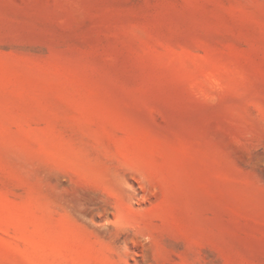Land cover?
I'll use <instances>...</instances> for the list:
<instances>
[{
	"label": "rangeland",
	"instance_id": "1",
	"mask_svg": "<svg viewBox=\"0 0 264 264\" xmlns=\"http://www.w3.org/2000/svg\"><path fill=\"white\" fill-rule=\"evenodd\" d=\"M0 264H264V0H0Z\"/></svg>",
	"mask_w": 264,
	"mask_h": 264
}]
</instances>
